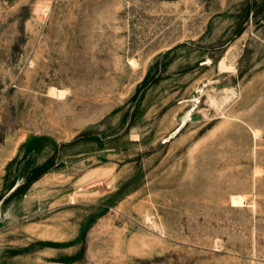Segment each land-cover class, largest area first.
Here are the masks:
<instances>
[{
  "label": "rangeland",
  "instance_id": "374dc122",
  "mask_svg": "<svg viewBox=\"0 0 264 264\" xmlns=\"http://www.w3.org/2000/svg\"><path fill=\"white\" fill-rule=\"evenodd\" d=\"M0 264H264V0H0Z\"/></svg>",
  "mask_w": 264,
  "mask_h": 264
},
{
  "label": "bare ground",
  "instance_id": "6f19581e",
  "mask_svg": "<svg viewBox=\"0 0 264 264\" xmlns=\"http://www.w3.org/2000/svg\"><path fill=\"white\" fill-rule=\"evenodd\" d=\"M61 96V95H60Z\"/></svg>",
  "mask_w": 264,
  "mask_h": 264
}]
</instances>
